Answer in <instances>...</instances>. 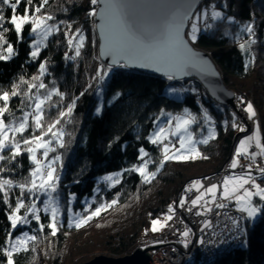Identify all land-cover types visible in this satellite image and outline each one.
I'll return each instance as SVG.
<instances>
[{
    "label": "trees",
    "instance_id": "trees-1",
    "mask_svg": "<svg viewBox=\"0 0 264 264\" xmlns=\"http://www.w3.org/2000/svg\"><path fill=\"white\" fill-rule=\"evenodd\" d=\"M210 1L204 0L203 5H209ZM37 7L41 11L36 15H51L53 19L47 23L59 30L51 33L41 46L40 54L32 58L30 52L35 39L32 25L25 24L18 36L14 26L8 23L13 10L2 6L3 28L7 31L0 30L3 35L0 53L6 55L5 50L11 44L15 55L0 60V89L10 93L14 84L20 85L21 95L11 97L8 102L10 112L16 117L28 110L23 93L33 83L43 82L48 90L55 89L59 93H54L50 107L46 106V123L57 119L61 111L74 104L66 118V130L62 132L64 147L53 140L55 151L49 152V160L57 155L61 157L55 164L61 216L53 235L49 227L51 214L43 210L47 197L38 194L36 199L25 192V208L20 209L18 215L23 217L27 206L35 199L39 220L28 213V222L13 229L8 217L16 207L17 198L21 197L17 185L25 182L34 164L26 150L15 160L0 161L5 169L0 172V179L13 182L11 189L5 186L7 202L4 192L0 191V264H8L5 249L25 233L36 239L13 252V264H63L66 256L73 257L71 264L76 257H83L78 263L84 264L88 254L95 251L118 258L132 254L140 240L156 233L152 231L154 220L173 214L182 188L195 178L219 171L229 162L239 139L252 132L249 128L238 132L240 105L245 108L246 101L251 102L259 114L264 144V0H215V8L224 18L211 21V27L203 28L194 43L212 56L225 84L236 92L235 108L217 104L205 89L198 91L203 87L196 79L177 82L176 85L183 88L179 87L183 98L178 99L167 94L172 79L124 65L114 68L105 65L99 57L95 16L90 15L98 5H93L91 0H47V3L31 0L30 4L21 0L15 14L20 16L27 10L31 17ZM249 24L253 27V36L242 31ZM78 29L85 41L80 56L76 57L74 45L68 41ZM251 40L255 43L247 47ZM241 44L246 45V50L241 49ZM41 63L47 68L43 76H40ZM101 66L107 72L102 80L97 76ZM33 77L39 79L33 81ZM22 79L28 83H22ZM31 91L37 90L32 88ZM39 91L44 93L45 89ZM241 98L245 103H241ZM101 101L102 109L98 112ZM186 108L197 116L198 122L192 126L197 136L208 134L209 130L215 136L207 144L199 145L197 158L170 159L161 167L162 146L153 144L149 138L156 131L157 122L167 119L161 115L162 110L176 115ZM204 111L210 121H205ZM10 119L12 117L5 113V122ZM212 120L216 123L212 124ZM30 135L31 128L24 133L25 138ZM141 149L148 155L141 158ZM3 154L11 156L7 150ZM145 161H149L147 171L156 172L148 182L134 170ZM114 175H120L121 179L113 184L102 181ZM112 201L116 203L99 217H93L80 228L70 226L75 214L88 216L95 208L110 205ZM225 204L226 208L236 209L234 202ZM255 204L264 209V202L258 197ZM170 206L172 212H169ZM247 223L249 248L224 252L210 264H264V211L254 223L249 220Z\"/></svg>",
    "mask_w": 264,
    "mask_h": 264
},
{
    "label": "snow or ice",
    "instance_id": "snow-or-ice-1",
    "mask_svg": "<svg viewBox=\"0 0 264 264\" xmlns=\"http://www.w3.org/2000/svg\"><path fill=\"white\" fill-rule=\"evenodd\" d=\"M30 4L31 0H27ZM47 3V0H43ZM21 0H0V30L7 31L3 28L5 17L2 14V6L7 5L13 10V15L8 21L14 26L15 32L18 36L22 34L23 26L25 24H31V33L35 36V40L32 44V51L30 55L32 58H36L39 54L41 46L44 44L46 38L53 32L58 31V27L55 25H49L47 22L52 20L51 15L42 16L36 15L40 13V7L35 9V13L30 17L27 14L17 16L15 10ZM93 5H103L90 12V15H98L101 24L98 25L100 29L101 37L105 41V45L102 46L101 55H108L111 57L112 65L124 63L139 64L141 67H154L157 71L164 72L168 79H173L177 75L190 74L192 68H198L201 73H209L215 75L216 73L211 70V65L205 60L201 54L196 53L184 39L183 30L188 21L192 19L194 0H165V2L159 7L162 9V15L155 23L140 24L138 23L133 13L132 0H91ZM205 21L208 19L207 10L201 13H195V21L191 24V31L188 33L189 39L194 43L197 40V33L200 31L197 22L201 19ZM224 17L218 11L213 10L211 12L212 20L223 19ZM230 19V18H229ZM211 27L210 24H206V28ZM2 31H0V41H3ZM242 31L254 35L253 27L251 24L246 25ZM75 41V43H74ZM85 36L78 29L69 39V44L74 45L75 56L78 57L81 54V48L84 46ZM255 40L248 42L247 47H250ZM242 50H246V45H240ZM6 55L0 53V60H8L15 51L11 44L8 45ZM74 59L75 57H70ZM247 68V65H246ZM47 71L46 65L41 63L40 76H43ZM107 75L104 67L101 66L97 70V76L102 80ZM39 79V77H33V81ZM22 83L27 84V81L21 80ZM20 85H13L11 92L0 89V101H3V106H0V161L8 159L15 160V158L22 154V150H26L31 154V160L34 167L30 171L29 177L26 178L24 183H20L17 186L21 189V197L17 198L16 207L9 215L8 219L11 221V227L15 229L18 224L27 223V214L31 213L39 220V216L36 213L39 211L35 203V199L27 206L25 215L19 216L20 209L25 208L24 194L27 192L29 196L38 199V194H43L47 197L44 202V211L50 212L51 223L49 227L52 230V234L55 235L57 231V225L59 223L58 216L60 215L59 196L57 193V182L59 176L55 164L61 160L59 155L49 160V152L55 151L52 148L53 140L59 145L64 147L62 140L63 133L57 129V126L62 122L66 115H70L73 105H69L67 112L61 111L59 117L54 121L46 123L44 120V114L46 106L50 107V101L52 95L56 92L55 89L48 90L43 82L39 84H29L28 91L23 95L25 100L28 101L26 107L28 110L23 111V115L16 117L10 112L8 108V102L11 97L21 95L19 91ZM32 88H36V92L33 93ZM39 89H45L44 93H40ZM170 93L178 94L183 90L170 89ZM195 91V89H193ZM23 103V101H22ZM241 103H245L241 98ZM244 111L248 114L249 119H253L257 116V112L251 102H246ZM5 113H8L12 117L7 123L5 122ZM162 116H166L167 119L163 124L157 122L156 131L150 136V140L153 144L162 146V159L160 166L162 167L164 162L170 159H187L192 156L193 153L199 155L196 152L197 144H207L208 140L214 138L215 133L209 130L207 138L197 140L194 137L191 126L196 124L197 117L192 114L188 109H185L183 113L173 115L166 113L162 110ZM31 119V124L29 123ZM205 121H210V117L207 112H204ZM234 127L237 125L234 123ZM31 128V135L25 138L24 133ZM240 131H245L243 127H240ZM39 132V135H36ZM19 137V138H17ZM48 137H51L48 138ZM173 137L176 139L173 140ZM179 147H176V144ZM255 145L258 151L250 152L249 149ZM22 145L25 146L22 149ZM35 145V147H33ZM174 149V151H173ZM11 153L10 157H6L3 153L5 151ZM141 158L148 155L143 149L140 150ZM39 153V156L37 155ZM187 153V155H185ZM245 156L250 159L252 163H255L256 158L264 157V144L261 143V132L259 124L256 125L252 135H249L242 139L239 146L236 149L231 168L235 169L239 164V157ZM194 158V157H193ZM207 158V157H204ZM149 161H145L139 167L134 170L139 172L144 178L145 182H148L151 178H154L156 172H148L147 165ZM261 176H264V167L256 165ZM5 169L0 166V172ZM159 171V169H157ZM107 180H112V177H106ZM256 177L252 174V164L247 166V170L239 175L226 176L220 185L212 184L200 193L195 199L191 201L193 207L200 205V202L204 200L205 210L211 211L207 208L209 203L205 200V196L211 195V202L216 203L217 192H220L221 201L234 202L237 206V211L246 214L248 219H255L264 209L258 207L253 203L254 197H259L261 201H264V187L256 183ZM118 182V181H117ZM250 185V187H248ZM13 187L11 180L0 179V191L5 194V202H7V191ZM202 188L203 184L200 181H193L191 189ZM116 201H112L115 204ZM185 200L181 199L180 206L183 207ZM111 205H101L91 211L88 216L81 217L79 214H75L71 224H74L76 228H80L83 224L87 223L90 219L100 215L102 210H106ZM227 205L224 203H216L217 208H225ZM173 208L169 207V212H172ZM191 211V209H189ZM199 214V213H197ZM241 217L240 219H243ZM168 219H172L168 216ZM159 221H153V231H157L156 225ZM232 224L239 230L240 220L232 219ZM207 226V225H206ZM43 227V225H41ZM189 231H184L182 236L185 238V246H187V238L189 237ZM35 236H29L27 233L23 237L16 238L15 241L10 243V248L5 249V253L8 256V264H13L12 254L13 252L21 250L25 243L29 240H35ZM203 243V240L200 241ZM24 250H27L24 248Z\"/></svg>",
    "mask_w": 264,
    "mask_h": 264
},
{
    "label": "built area",
    "instance_id": "built-area-1",
    "mask_svg": "<svg viewBox=\"0 0 264 264\" xmlns=\"http://www.w3.org/2000/svg\"><path fill=\"white\" fill-rule=\"evenodd\" d=\"M240 109L239 119L248 120V114L243 108ZM211 123L215 124L216 122L212 120ZM253 126L252 128L249 127L251 131L255 128ZM64 131L63 127L62 132ZM178 147L179 144L177 143ZM234 151L233 149V155L229 162L219 171L195 178L187 183L179 194V200L176 203L172 219L167 222L161 231L140 240L134 247L133 252L137 249L146 250L150 254L153 264H210L224 252L234 249H248L247 218L244 213L236 209L217 208L216 203L222 202L225 204L229 202L220 200V192L216 203H208L207 205V208H210L211 211L205 210L203 204L196 207L191 204V201L207 187L212 184L220 185L226 176L243 173L247 170L249 164H252V174L257 178L256 183L264 187V176H261L256 167V165L264 167V157L258 156L255 163H252L245 156H240L238 167L232 169L230 165L234 158ZM255 151H258L256 147H251V152ZM193 181H200L203 187L199 189L193 187L191 191H186L187 188L191 187ZM181 199L185 200L183 207L180 206ZM241 217L244 218L240 219ZM233 218L240 220L239 230L233 226ZM184 231L190 233L187 238V246H185V238L182 236ZM201 240H203V243L200 242Z\"/></svg>",
    "mask_w": 264,
    "mask_h": 264
},
{
    "label": "water",
    "instance_id": "water-1",
    "mask_svg": "<svg viewBox=\"0 0 264 264\" xmlns=\"http://www.w3.org/2000/svg\"><path fill=\"white\" fill-rule=\"evenodd\" d=\"M133 2V13L140 24L155 23L158 18L162 15V9L159 5L163 4L165 0H132ZM204 0H194L193 6V17L199 8L203 5ZM98 7H103V5H98ZM192 17V19H193ZM191 19V20H192ZM96 20V30L99 39V57L101 61L109 66L111 64V57L108 55H101L102 46L105 45L104 39L101 37L100 29L98 25L101 24V20L98 15L95 16ZM191 20L188 21L185 26L183 33L184 39L188 42L189 46L196 52L201 54V56L209 62L211 65V70L216 74L211 75L209 73H201L198 68H192L190 74L187 75H177L174 80L184 81L187 79H196L202 87L206 90L208 96L215 101L217 104L222 106L236 107V94L235 92L228 88L225 84L222 74L218 69L217 64L213 60L212 56L205 50L194 46L187 37V32ZM124 65L123 62L120 64L112 65L111 67H118ZM125 66V65H124ZM129 69H134L138 71L147 72L149 74L157 75L163 78H168L164 72L157 71L154 67H141L139 64H128L125 66ZM150 254L145 250L140 249L135 250L132 254L124 257L113 258L107 256H97L93 260L86 262L84 264H153Z\"/></svg>",
    "mask_w": 264,
    "mask_h": 264
},
{
    "label": "rangeland",
    "instance_id": "rangeland-1",
    "mask_svg": "<svg viewBox=\"0 0 264 264\" xmlns=\"http://www.w3.org/2000/svg\"><path fill=\"white\" fill-rule=\"evenodd\" d=\"M205 10H207V12H208V19L205 21L203 18L200 20V21H198L197 22V26H198V28H199V32L197 33V39H198V36H199V34L201 33V31H202V29L203 28H205L206 27V24H210L211 23V21H213L212 19H211V12L213 11V10H215V11H218V12H220L221 14H222V12L219 10V9H216L215 8V0H212V1H210V4L209 5H202L200 8H199V10L196 12V13H201V12H203V11H205ZM193 21H195V16L193 17V19L191 20V22H190V24H189V28H188V32H187V37H188V33L191 31V24H192V22ZM51 35V34H50ZM49 35V36H50ZM251 35V34H250ZM32 36L35 38V36L32 34ZM49 36L46 38V40L49 38ZM251 36H253V35H251ZM35 40V39H34ZM33 40V41H34ZM45 40V41H46ZM188 40L192 43V44H194L190 39H189V37H188ZM33 41H32V44H33ZM195 46V45H194ZM40 52H41V50L39 51V54H40ZM73 52H71V54H72ZM38 54V55H39ZM108 75H109V73H108ZM187 80H190V79H187ZM184 87H185V84H182ZM202 86V85H201ZM179 87L181 88V89H183L182 88V86H168L167 87V94L168 95H170V96H172V97H174V98H178V99H181V98H183V94H182V91L181 92H179L178 94H172V93H170V89H178V90H180L179 89ZM229 88V87H228ZM189 90V89H188ZM198 91H201V92H203V90H204V88L203 89H197ZM233 90V89H232ZM234 91V90H233ZM206 92V91H205ZM235 92V91H234ZM235 94H236V92H235ZM99 95H100V98L102 99V92L100 91V93H99ZM208 95V94H207ZM236 101H237V95H236ZM247 102V101H246ZM239 104H241V103H239ZM254 106V105H253ZM243 106H241L240 105V108H242ZM245 107H246V104H245ZM244 108V107H243ZM255 108V107H254ZM101 109H102V101L100 102V105H99V107H98V109H97V111L98 112H100L101 111ZM187 109V108H186ZM185 110V109H184ZM188 110H190V109H188ZM241 110V109H240ZM255 110H256V108H255ZM191 111V110H190ZM64 112H67V109L64 111ZM192 112V111H191ZM205 112V111H204ZM256 112H257V110H256ZM183 113V112H182ZM181 114V113H180ZM192 114L193 115H195L193 112H192ZM196 116V115H195ZM197 117V116H196ZM65 123H63V122H61L59 125H58V128H57V130H59L60 131V129H62L61 130V132L63 131V127H64V129L66 130V118L68 119V116L66 115L65 117ZM166 119H163L162 121H161V124H163V122L165 121ZM255 121V122H254ZM253 122H254V126L252 125L253 124ZM239 128H238V132L239 133H243V132H245L246 130H247V128H252V126L253 127H255L256 128V125L257 124H259V127H260V132H261V130H262V127H261V121H260V118H259V114H258V112H257V116L255 117V118H253V119H249L248 118V120H240V122H239ZM192 126H194V124L192 125ZM192 126H191V129H190V131H192L193 132V134H194V137H195V139H197V140H200V139H204V138H207L208 137V135H209V133L208 134H203V135H200V136H197V134L195 133V131H193L192 130ZM240 127H243L244 129H245V131H240ZM255 128L252 130V132L251 133H249V134H247V135H243L240 139H239V141L236 143V147H235V151H234V155H235V153H236V149H237V147L239 146V143H240V141L242 140V139H244L245 137H247V136H249V135H252L253 134V131L255 130ZM202 129L200 128V131H201ZM262 133V132H261ZM173 138H175V137H173ZM174 140V139H173ZM261 143H262V135H261ZM202 144V143H201ZM199 145L200 144H197L196 145V152H198V148H199ZM253 146H255L254 144H253ZM252 146V147H253ZM176 147H177V144H176ZM52 148H53V145H52ZM173 151H174V149H173ZM249 151L251 152V148L249 149ZM38 156H39V153L37 154ZM185 155H187V153H185ZM232 155H233V153H232ZM194 157V158H193ZM198 157V155H196V153H193L192 154V156L191 157H189V158H187V159H195V158H197ZM176 160H185V159H176ZM113 179L112 180H107L106 178L105 179H103L102 181H108L110 184H113V183H116L117 181H119L120 179H121V176L120 175H114V176H111ZM101 182V181H100ZM204 191V190H203ZM218 195H219V191L217 192V197H218ZM255 198L256 197H254L253 198V203L255 204ZM259 198V197H258ZM211 195H208V196H205V200H208L209 201V203H212L211 202ZM224 201H226V200H224ZM264 202V201H263ZM200 204H203L204 205V200H202L201 202H200ZM111 206L110 207H107L106 208V210H102L101 211V213H100V215H102L103 213H105L106 211H108L114 204H110ZM235 207H236V210H237V206L235 205ZM100 215H98V216H95V217H99ZM245 216H246V214H244ZM59 216H61V212H60V215ZM168 216H171L172 217V215H166V216H164L163 218H161V219H156V220H154V221H159V223L156 225V228H157V231H154V232H159V231H161L165 226H166V224H167V222L169 221V219H168ZM258 216H259V214L257 215V217L255 218V219H248L247 217V220H249L250 222H252V223H254L256 220H257V218H258ZM152 228H153V224H152ZM153 231V230H152ZM75 241H77L78 239H74ZM74 241V242H75ZM137 245V244H136ZM135 247V246H134ZM134 249V248H133ZM133 253V252H132ZM101 255H103V256H107V257H113V258H118V257H116L115 255H112V254H108V253H106V252H103V251H100V252H93V253H91V254H88V257H86L88 260L86 261V262H89V261H91V260H93L95 257H97V256H101ZM67 257V259L64 261V263L63 264H71V261H72V259H73V257H68V256H66ZM124 257V256H123ZM85 258V259H86ZM82 259H83V257H76L75 259H74V264L75 263H78V262H80V261H82ZM86 262H84V263H86ZM79 264V263H78Z\"/></svg>",
    "mask_w": 264,
    "mask_h": 264
},
{
    "label": "bare ground",
    "instance_id": "bare-ground-1",
    "mask_svg": "<svg viewBox=\"0 0 264 264\" xmlns=\"http://www.w3.org/2000/svg\"><path fill=\"white\" fill-rule=\"evenodd\" d=\"M173 80V83H170V85H172V86H176L177 87V82H180V81H177V80H174V79H172ZM236 105H237V101H236Z\"/></svg>",
    "mask_w": 264,
    "mask_h": 264
}]
</instances>
